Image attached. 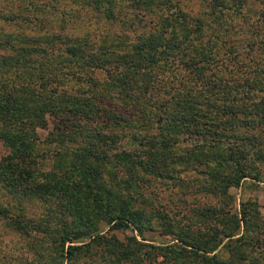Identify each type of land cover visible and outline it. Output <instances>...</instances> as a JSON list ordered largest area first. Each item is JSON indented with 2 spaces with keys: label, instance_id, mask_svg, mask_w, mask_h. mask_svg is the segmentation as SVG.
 Listing matches in <instances>:
<instances>
[{
  "label": "trees",
  "instance_id": "16d2710c",
  "mask_svg": "<svg viewBox=\"0 0 264 264\" xmlns=\"http://www.w3.org/2000/svg\"><path fill=\"white\" fill-rule=\"evenodd\" d=\"M220 1L227 7L224 1ZM90 2L98 5L102 1ZM243 2L244 0H234V5L240 8ZM172 5V0L164 1L163 7H167L164 9L165 21H161L158 31L147 37H141V43L123 58L117 59L111 55L112 53H105L107 47L95 49L87 43L74 46L69 42L68 35L60 33L57 35L59 45L63 46L58 47L60 54L65 56L64 61H72L71 66L75 69L70 66L71 69L65 72L55 67L53 69L55 78L42 76L47 56L41 54L43 60L39 61L34 52L37 49L36 45L43 41L40 38L32 37L29 41L18 40L15 43L7 40L2 48L6 53L0 55L2 58L0 68L9 70L17 67L22 72H27L31 82L40 80L39 86L42 92L23 93L18 89L6 92L7 86L1 85L5 91L0 92V141L8 148V153L0 160V182L6 183L13 193L37 197L50 205L46 210L48 217L46 221L49 225L46 229V237L50 248L59 253L61 263L83 264L82 258L85 254L90 253L93 246L100 245L104 247L105 252V255L101 256L102 260L111 264H114V261L117 264H262L260 256L255 258L254 251L255 247H259L264 258V249H262L264 224L255 225L250 215L240 217L236 212L218 206L213 210L217 223L209 227L216 233L210 238H202L204 237L202 235L200 238L198 233L189 235L181 228L183 225L175 222L168 213L159 214L154 210L155 204L151 201L146 202L150 211H145L136 205L132 197L133 194H138L141 199L145 198L143 191L144 188H149L151 179L170 185L181 184L183 181L180 174L184 169L177 167L181 164L187 169L196 171L198 174L196 181L201 188L224 195L230 187L240 186L246 177L253 179L259 177V173L249 171L255 170L252 165L255 159H251V156L257 155L254 158L264 161V153L260 151L261 149L254 153V150L246 145L249 137L241 133L228 134L223 129L225 122L219 119L223 112L236 116L239 112L249 110L247 115H250L248 100L263 104L264 84L261 80L253 85L263 86L260 87L259 91L262 95L259 98L255 96L257 93H254L255 87L252 89L247 83L243 84L248 86V90L243 91L245 96L241 92L239 94L241 96L236 97L234 87L227 82L224 83L220 72L214 70L213 75L217 76L215 79L211 80L210 77L202 80L206 85H210L204 91L198 92L202 100L196 99L194 93L192 96L187 91H183L184 97L179 94L177 88L186 87V83L184 85V80L182 81L175 71L176 64L183 63L190 67L191 71H194V76L198 78H201L209 67L204 65V58L197 60L196 55L184 58L185 46L176 43L174 38H164L163 34L165 35L169 29L174 31L172 28L174 22L182 21L188 26L193 24V28L201 25L202 22L200 19H195L197 24H194L186 18L181 7ZM7 12L5 18L8 14H12ZM261 15L264 16V11ZM144 43L147 46L143 45ZM256 43L250 42L251 49L255 45L259 46ZM206 58L211 59L209 56ZM254 62L256 66L253 71L264 73V51L261 52L260 60L258 61L256 57ZM63 68H68V65ZM83 71L87 77L83 76ZM97 71H102L107 78L97 79L95 73ZM165 71L169 76H162L158 82L160 84L171 79L172 86L169 90L171 92H167L161 99H156L152 96L154 92L152 88L155 89L156 77L158 78L159 73L164 74ZM22 72L20 76L26 80L28 77H23ZM67 75H70L75 83H85L94 92L88 94L79 88L80 86L73 89L74 93H56L57 87H52L53 90L48 91L46 88L48 85L52 83H56V86L62 85L64 80L69 78ZM164 86L162 87L168 91L166 84ZM124 87L127 91V94L124 93V98L132 97L129 91L137 90L138 94L133 95L137 100H140L144 94L152 99L149 104H143L141 115L135 118L141 128L129 137L134 141L133 144L139 142L143 151H132L125 147L121 150L116 149L115 142L119 139V133L114 129L115 127H109L111 131L108 133V139L114 144V150L111 152L107 148L99 153L94 151L96 143H93V140L96 139L97 143L102 140L98 137L102 134L99 131L89 136L87 145H79L72 149L75 160L70 164L56 162L48 171L39 167L25 166L37 161L36 129L47 126L45 117L47 113L55 116L73 115L64 119L65 127L68 129L65 135L60 133L59 140L54 138L60 141V144L66 143L65 136H75L78 128L81 127L80 118L95 121L94 117H91L93 111H99L101 114L100 110L103 107H95L97 95H102V102L105 104L107 92L114 88L121 90ZM100 88L101 90H98ZM239 88L237 85L236 89ZM239 100L243 102L236 103ZM255 103H252L251 107H258ZM104 108L102 121L117 124L114 111L119 112V110L113 107L108 109L106 105ZM91 136L94 138L92 139ZM185 143L190 145V149L182 155L179 151L183 149L181 144ZM257 144H260L258 140ZM108 164L127 169L129 179L121 180L124 183L121 188L113 187L118 185L115 173H107L111 181L105 182L102 171ZM197 164L201 168L195 167ZM135 180H140L142 186H145L141 191L139 186V190L132 191V181ZM130 191L135 193L129 195ZM208 208L210 210V207H206L200 213H204ZM2 217L18 220L8 217L5 208L0 206V218ZM101 221L108 224V229L131 228L137 230L140 235L144 230H152L159 225L172 235L171 241L152 244L139 240L136 235H131L126 238V242H122L114 236L107 237L101 233L99 231ZM32 224L35 228L32 230L35 232L42 226L35 221ZM239 229H241L240 233ZM140 247L144 249L142 248L141 251ZM159 255L163 260H158ZM249 259L255 260L248 262Z\"/></svg>",
  "mask_w": 264,
  "mask_h": 264
},
{
  "label": "rangeland",
  "instance_id": "374dc122",
  "mask_svg": "<svg viewBox=\"0 0 264 264\" xmlns=\"http://www.w3.org/2000/svg\"><path fill=\"white\" fill-rule=\"evenodd\" d=\"M90 1L92 0H0V55L6 53L2 48L7 40L15 43L18 40L24 42L29 41L32 37H38L43 41L36 45L37 49L34 50L37 59L39 61L43 60L41 54L47 56V59L45 58L46 63L43 65L42 76L55 78V75H53L55 67L61 68L59 71L64 70L65 72L71 67L75 69L71 66L72 61H64L65 56L60 54L58 47H63L59 45L60 42L57 38L60 33L68 35L70 37L69 42L74 46L87 43L95 49L107 47L105 53L109 54L110 52L111 55L119 59L132 53L136 45L141 43V37L155 34L161 21H165L164 9L167 8L166 6L163 7L165 0H110V2L101 0L102 2L98 5ZM138 1L141 2L135 4ZM222 1L227 4V7L220 0H172V6L177 7L178 5L181 7L188 20L194 22V24H197L195 19H200L202 22L201 25L194 28L193 24L188 26L184 25L182 21L180 23L174 22L172 23L174 24L172 27L174 31L169 29L165 35L163 34L164 38H174L176 43L185 46L184 58L187 59L189 56L196 55L197 60L204 58V65L209 67V69L206 68L203 76L198 78L194 76V71H191L190 67L188 68L185 64L175 65V71L178 72L179 78L182 81L184 80V85L186 83V87L179 86L177 88L182 97H184L182 95L183 91H187L190 95L194 93L196 99L202 100L198 92L210 87L202 80L210 77L211 80L215 79L217 76H215L216 74L213 75L214 70L217 73L220 72L219 74L222 75L224 83L227 82V84L229 83L230 86L234 87L236 97H240L241 92L248 90V86L243 85L244 83H247L252 89L255 87L254 93L257 92L255 94L257 98L262 95L259 90L263 86L253 85L259 80L264 84V73L260 72L259 74L253 70L256 66L254 59L257 57L259 61L261 52L264 51V43H258L264 42V16L261 15L264 11V0H244L240 8L234 5V0ZM7 11L12 12V14H8L5 18ZM31 34H34V36ZM250 42H257L256 44L259 46L255 45L251 49ZM143 45L147 46L146 43ZM178 53L181 54V52ZM205 56H209L211 59H207ZM67 65L68 68H63ZM20 72L22 70L17 67L9 70L0 68V87L6 85V92L13 89H18L23 93L25 91L42 92L39 86L40 80L31 82L28 73L22 72L23 77H28L24 80L20 76ZM82 73L84 77H87L84 71ZM95 73L97 79L107 78L102 74V71ZM164 75L169 76L167 71L164 74L159 73L158 78L156 77L155 89L152 88L154 92L151 95L156 99H161L167 92H171L169 91L172 86L171 79L160 84L158 82ZM67 76L69 78L64 80L62 85L56 86V83L48 85L46 87L48 91L53 90L52 87H57L56 93H74L73 89L75 90L80 86L79 88L85 90L88 94L94 92L85 83H75L70 75ZM165 84L168 91L164 89ZM191 85H193L192 88ZM237 85L240 87L239 90L236 89ZM181 89L183 90L181 91ZM98 90H101V88ZM4 91V87H1L0 92L4 93ZM129 92L132 97L128 95L130 98H124V93L127 94L125 87L121 90L120 88H114L106 93L105 104L102 102V95H97L99 101H95V107H103L100 110L101 114H99V111H93L91 117H94L95 121L80 118L81 127L78 128L75 136H65L66 143H61L64 146L54 138L56 137L59 140L60 133L65 135L68 129L65 127L64 119L71 118L73 115L55 116L47 113L45 115L47 126L36 129L38 140L35 143V158L37 161L25 166L39 167L48 171L53 168L56 162L70 164L75 160L72 149L79 145H87L89 136L99 131L102 134L98 137H101L102 140L98 143L96 139L93 140V143H96L94 151L99 153L102 149L107 148L111 152L114 150V144L108 139V133L111 131L109 127H115L114 129H117L116 131L119 133V139L115 142L117 144L116 149L121 150L125 147L126 149L130 148L132 151H143L142 145L139 142L133 144L134 141L130 140L129 137L141 128L135 118L141 115L144 109L143 104H149L152 99L149 98V95L144 94L140 97V100H137L136 97H133L135 93L138 94L137 90ZM243 96H245L244 92ZM253 100L256 101V99ZM242 102V100H239L236 103ZM248 103L250 104L248 109H251L250 115H247L249 110L239 112L236 116L223 112L219 119L225 122V128L223 129L228 134L239 135L241 133L246 135L249 137L246 140V145L254 150V153L258 149H261L260 151L264 153V103H255L252 100H248ZM252 103L257 104L258 107H251ZM105 105L107 108L113 107L119 110V112L114 111L116 114L115 121L117 122V124H114L115 126L111 121H108V123L102 121L101 115L105 112ZM256 113L257 115H255ZM257 140L260 144H257ZM181 146L183 149L179 153L184 155L190 149V145L185 143ZM7 153L8 148L0 141V160ZM254 157H257V155L251 156V159H255L252 162L255 170L249 171L259 173V177L257 179L246 177L240 186L230 187L224 195L215 194L201 188L198 181H196L198 177L196 171L187 169L186 166L181 164L177 166L182 170L184 169L180 174L183 181L181 184L170 185L163 181L158 182L151 179L152 182L149 188H144L145 186H142L140 180H135L132 181V191L139 189L141 191L144 188L145 198L141 199L138 194H133L132 197L136 205L142 207L145 211H150L146 202L151 201L157 208H154V210H157L159 214L168 213L175 222L183 225L181 228L186 230L189 235L198 233L200 238L201 235L204 236L202 238H210L216 233L209 227L217 223L213 210L218 206L236 212L240 217L250 215L255 225H263L264 161H258ZM195 167L201 168L198 164ZM126 170L122 166L112 167L109 164L106 165L104 171H102L105 182L106 180L111 181V177L107 173H115L117 174L116 182L118 185L113 187L121 188L124 184L123 181L129 179ZM128 193L130 195L135 192L131 193L130 191ZM0 206L5 208L8 217L18 219L13 221L10 218H0V264H66L65 262L61 263L59 253L50 248L46 237V229L49 226L46 221L48 218L46 210L50 208V205L37 197L13 193L6 183L0 182ZM206 207H210V210L208 208L204 213H200ZM31 221L42 224L40 230L36 232L32 230L35 228L32 226ZM241 229H239V233ZM99 231L107 237L114 236L122 242H126V238L131 235H136L139 240L152 244L169 242L172 237L159 225H156L152 230H144L143 234L140 235L137 230L131 228L108 229V224L101 221ZM85 239L88 240V238ZM262 246V249H264V244ZM140 248L142 251L143 247ZM90 250V253L87 252L85 257L82 258V261L84 260L83 264H111L102 260L101 256L105 255L104 247L95 245ZM261 251L259 247H255L254 254L255 258L260 256L261 262L264 264ZM158 260H163V257L159 255ZM251 260L255 259H249L248 262ZM114 264L117 263L114 261Z\"/></svg>",
  "mask_w": 264,
  "mask_h": 264
}]
</instances>
